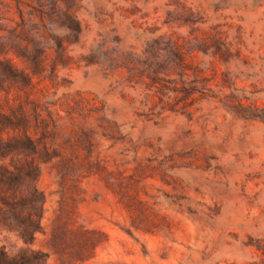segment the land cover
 <instances>
[{
  "label": "rangeland",
  "instance_id": "obj_1",
  "mask_svg": "<svg viewBox=\"0 0 264 264\" xmlns=\"http://www.w3.org/2000/svg\"><path fill=\"white\" fill-rule=\"evenodd\" d=\"M0 245L264 264V0H0Z\"/></svg>",
  "mask_w": 264,
  "mask_h": 264
},
{
  "label": "trees",
  "instance_id": "obj_2",
  "mask_svg": "<svg viewBox=\"0 0 264 264\" xmlns=\"http://www.w3.org/2000/svg\"><path fill=\"white\" fill-rule=\"evenodd\" d=\"M77 187L76 184H73V187ZM37 192L36 188L31 189L30 194L35 195ZM74 207H71L73 212ZM71 212V213H72ZM64 224L63 222L58 223L54 226L53 230V240L59 239L63 234ZM103 239L102 232L96 229H79V235L76 238V241L79 243V250L77 252V257L81 260H84L91 256L93 248L95 245ZM0 264H34V260L29 254H10L4 248L3 245H0Z\"/></svg>",
  "mask_w": 264,
  "mask_h": 264
}]
</instances>
